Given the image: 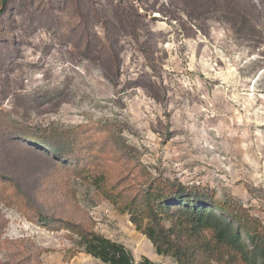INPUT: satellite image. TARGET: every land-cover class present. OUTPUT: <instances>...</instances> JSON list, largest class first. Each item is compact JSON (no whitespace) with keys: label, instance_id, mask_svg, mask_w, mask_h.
I'll return each instance as SVG.
<instances>
[{"label":"rangeland","instance_id":"rangeland-1","mask_svg":"<svg viewBox=\"0 0 264 264\" xmlns=\"http://www.w3.org/2000/svg\"><path fill=\"white\" fill-rule=\"evenodd\" d=\"M178 183L237 240L199 253ZM124 206L264 264V0H0V264H106L86 231L178 264Z\"/></svg>","mask_w":264,"mask_h":264},{"label":"trees","instance_id":"trees-1","mask_svg":"<svg viewBox=\"0 0 264 264\" xmlns=\"http://www.w3.org/2000/svg\"><path fill=\"white\" fill-rule=\"evenodd\" d=\"M99 184L100 177H97L95 185ZM103 196L110 200V196L106 192ZM200 196L205 197V195L200 193H192L183 184L178 183L173 190V196L169 198L184 201V222L188 224V230H186L189 231L188 236L190 239L194 238L198 242L199 253H208L216 251L221 245L237 240V238L229 230L225 222L211 216L207 212L208 205L199 204ZM120 210L129 213L130 221L135 225L137 230H141L149 239L157 254L171 255L176 259L178 264H203L202 261L198 260L196 256L197 252L189 250L185 242L174 239L172 234H170V229H165L160 224L152 208L150 212L153 214L149 217V222L144 226H142L139 217L131 211V208L124 206ZM179 224L181 225V223ZM205 230L211 232V239L203 238L202 234ZM245 236L246 240L251 239L252 241L259 238L257 232H247ZM80 243L86 254L106 264H155L154 261L145 255H142L140 260L135 262L132 252L124 244L94 231L80 233ZM242 244H245V240L241 238V249L245 251L246 248H243ZM258 247L257 243L253 244V249H257ZM249 253L250 250L245 252V256L248 257ZM258 257H264V250H262ZM253 264H257V262H253Z\"/></svg>","mask_w":264,"mask_h":264}]
</instances>
